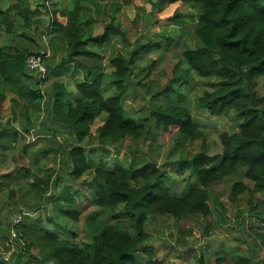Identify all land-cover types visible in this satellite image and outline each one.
<instances>
[{"label":"trees","instance_id":"1","mask_svg":"<svg viewBox=\"0 0 264 264\" xmlns=\"http://www.w3.org/2000/svg\"><path fill=\"white\" fill-rule=\"evenodd\" d=\"M8 1L11 2L9 10L0 8V28L12 11L24 27L32 29L35 10L22 6L19 0ZM159 2L183 4L196 12L193 34L198 44L179 52L171 78L164 87L150 94V112L140 119L125 109L128 97L134 96L137 87L146 92L149 88L135 83V62L143 54L169 52L173 38L161 34L164 39L137 44L127 54L120 53L109 59L104 65L109 76L106 83L101 65L92 63L100 60L93 48L102 49L115 35L128 46L126 37L112 22L102 26L98 35L92 27L82 31L79 24L82 0H74L66 12H54L51 32L60 36L64 53L53 68L46 61L44 65L54 78L67 73L71 78L82 77L75 87L74 100H68L71 93L62 83H54L46 93L41 90L48 74L40 79L27 70L25 61L31 52L26 48L16 46L13 53L0 48V104L13 106L22 101L25 111L28 107L40 110L42 107L44 119L50 123L46 129L50 138L66 135L62 145L48 142V150L63 159L55 181L43 183L39 177H33L38 200L47 193L48 185L56 189L52 215L45 209V220L31 219L32 223L27 225L22 220L14 258L8 264L25 258L38 263L39 255L44 263L51 264H137L135 256L141 248L144 264H160L155 249L146 245L145 226L149 217L169 216L180 220L198 216L210 223L213 220L210 190L238 175L241 181L231 185V195L237 198L247 194L252 211L258 204H264V0ZM194 15L175 13L168 20L184 24ZM195 78L207 81L209 87L194 101L195 110L214 118L232 117L237 123L235 133L219 132L220 151L211 163L209 160L216 155L210 153L201 125L192 116L191 101L185 95ZM9 89L14 97L7 101ZM101 116L104 120L97 132L99 139L107 143L146 139L150 148L156 141L173 142L177 147L200 141L199 151L181 157L177 167L178 175L188 173V193L172 195L167 187L172 180L169 171L138 159L134 164L113 170L104 166L97 168L88 183L92 196L81 197L71 185L88 176L90 166L94 165L90 158L93 151L81 143L90 136V125ZM39 131L45 132L44 125ZM23 175L32 176L29 171H23ZM57 183L61 184L58 190ZM83 203L96 208L84 219L89 242L77 241L73 226L80 219L79 205ZM18 213H23V218L26 216L23 211L15 213L6 226L8 229ZM255 216L264 220V211ZM252 234L254 244L264 250V234L256 231ZM4 240L7 237H2ZM5 248L0 247V256ZM240 260L255 264L250 257ZM196 264H206L203 255L197 258Z\"/></svg>","mask_w":264,"mask_h":264},{"label":"rangeland","instance_id":"2","mask_svg":"<svg viewBox=\"0 0 264 264\" xmlns=\"http://www.w3.org/2000/svg\"><path fill=\"white\" fill-rule=\"evenodd\" d=\"M61 2L63 7L61 9L71 8L72 0H30L29 8L37 13L33 18L32 29L24 27L22 20L17 18L16 28L8 34L5 31L6 22L0 28V48L10 53L16 46L26 48L31 54L47 52L45 61L51 63L50 66L53 68L59 63L65 45L58 38L60 36L54 42L49 41L50 37L45 35V28L53 20L54 5H60ZM19 3L22 6L25 5L24 0H19ZM83 4L88 9L80 18L81 25L85 29L90 25L94 34L98 35L102 26L112 22L113 27H117L129 43L126 46L120 37L115 35L102 49L93 48L100 60L96 59L92 63L101 65L100 71L106 83L109 81V76L105 73L104 65L109 59L120 53L127 54L136 48L137 44L153 42L157 38L164 39L161 38V34L173 38V46L169 52L159 50L143 54L135 62L133 69L136 76L135 83L140 82L148 85L149 88L146 92L140 86L137 87L134 96L128 97L125 109L137 119L147 116L150 112V94L167 84L172 75L173 65L179 61V52L185 47H196L198 44L193 34L196 12L183 4L165 5L159 0H84ZM10 5V1L0 0L1 9L9 10ZM175 13L193 14L194 16H191L184 24H176L168 20ZM53 54H57L54 61L51 60L55 57ZM181 67L184 68L185 65ZM81 79L82 77L72 79L69 73L60 78H54L49 72L46 82L40 88L46 93L52 89L54 83H62L71 93L68 100H74L75 87ZM206 90H209L208 82L195 78L190 87L185 90V95L191 101L192 116L201 125L210 153L216 155L215 158L209 160L211 163L217 159L220 151L219 132L233 134L237 131V123L232 117L231 119L214 118L195 110L192 106L194 101ZM8 93L7 101L14 97L10 89ZM23 106L22 101L13 106L4 102L0 104V139L7 142V139L14 138L11 142L12 152L5 150L14 159L5 155L0 161V247H2V237L9 238L6 226L15 213L23 211L26 214L23 218L26 225L32 223L31 219L40 217L45 220V209L52 215L56 189L48 185L47 193L41 201L38 200V190L33 186V177H39L43 183L51 181L52 184L58 177V166L63 160L62 156L57 155L55 151L48 150V142L52 140L62 145L66 135L55 139L50 138L46 131L50 123L44 119L43 108L41 107L40 110L28 107L25 111ZM103 120L102 116L95 119L90 125V136L81 143L87 150L93 151L90 158L94 163L89 168L88 176L79 180L76 185H71L81 197L92 196L88 183L97 168L104 166L107 170H113L117 166L134 164L138 159L151 161L156 166L169 171L172 180L167 183V187L172 195L183 196L188 193V173L178 175L177 167L181 157L199 151L200 141L188 143L182 147L175 146L173 142L162 144L161 141H156L149 148V142L146 139L139 141L127 139L111 144L99 139L97 130L102 126ZM42 125H44L45 132L39 131ZM23 171H29L32 176L26 178ZM237 181H241L239 175L225 180L210 190L213 216L210 223H206L198 216L180 220L169 216L148 218L145 226L146 245L155 249L156 258L160 264H196L200 255H203L206 264H244L240 260L243 257H250L255 264H264V250H259L254 244L252 234L254 231L264 234V220H259L255 216L256 213L264 211V204H258V208L252 211L248 205L247 194L234 198L231 195V185ZM60 187L61 184L57 183V190ZM79 208L82 210L80 219L73 225L77 233L76 240L89 242L90 236L85 229L84 219L96 208L84 203L82 206L79 205ZM5 242V240L2 242L4 248L6 247L4 251L11 255L10 261H12L14 258L12 254L15 253L17 244L7 245ZM142 251L141 248L135 256L137 264H144ZM38 258L40 263L45 264L41 255ZM15 262L20 264L18 260ZM38 263L25 258L22 264Z\"/></svg>","mask_w":264,"mask_h":264},{"label":"built area","instance_id":"3","mask_svg":"<svg viewBox=\"0 0 264 264\" xmlns=\"http://www.w3.org/2000/svg\"><path fill=\"white\" fill-rule=\"evenodd\" d=\"M47 58V52L43 53H37V54H31L26 57L25 66L27 70L35 73L37 76L40 77V79L46 77L48 74V69L44 65L45 59ZM23 220V213L16 214L10 223L9 229H8V236L7 238V245L14 244L15 241H18V238L20 237V234L18 231V226ZM1 261L2 264H8L10 260V254L7 252L1 253Z\"/></svg>","mask_w":264,"mask_h":264},{"label":"crops","instance_id":"4","mask_svg":"<svg viewBox=\"0 0 264 264\" xmlns=\"http://www.w3.org/2000/svg\"><path fill=\"white\" fill-rule=\"evenodd\" d=\"M29 1L30 0H28V2L27 3H25V5L24 6H26V5H28V3H29ZM73 2H74V0H72V4H71V8H72V6H73ZM83 2H84V0H82V3H81V7H82V10H81V13H80V15H79V24L81 25V21H80V18H81V16H84V13H85V11H87L88 9L87 8H85L84 7V4H83ZM41 7H42V5H40ZM29 7V6H28ZM61 8H63L62 7V2H61V4L60 5H57V6H55L54 5V8L52 9V14L54 13V12H56V11H67V9L68 8H65V9H61ZM71 8H69L68 10H70ZM17 18L18 17H16V16H14V14H13V12L12 11H10V12H8V18H7V23H6V33H8V34H10L13 30H14V28H16V23H15V21L17 20ZM52 19H53V16H52ZM53 21V20H52ZM50 22V24H49V26L48 27H46L45 28V35H47L48 37H50V39H49V41L51 40V42H54V41H56V38L58 37V35H52V26H53V22ZM10 26H12V28H10ZM15 26V27H14ZM82 26V25H81ZM88 27H90V25L88 26ZM87 27V28H88ZM116 29H118L117 27H115ZM84 30H86L85 29V27H83L82 26V31H84ZM119 30V29H118ZM121 32V31H120ZM58 38H60V37H58ZM60 43V42H59ZM3 49V48H2ZM4 51H6V52H8L6 49H3ZM60 50H62V48L60 49ZM10 51V50H9ZM12 51V53L14 52V49H12L11 50ZM8 53H10V52H8ZM53 56H55L54 58L52 57V59L51 60H56V57H57V54H53ZM54 66H56V64L54 65ZM71 65H68L67 67H70ZM66 67V68H67ZM71 78V77H70ZM73 79V78H72ZM11 133V132H10ZM11 139H12V137H11ZM1 140V139H0ZM11 142H13L12 140H9V139H7V142H3L2 140L0 141V161H1V159L2 158H4V156L6 155V156H8L10 159H14V157H12V155L10 154H8V152L10 153V152H12L11 151ZM6 149H8V152H6L5 150ZM11 156V157H10ZM6 243V242H5ZM3 243L1 242V248H3V245H2ZM13 260V259H12ZM16 261H17V259H16ZM15 262V261H14ZM19 263V262H18ZM22 263H24V259H21L20 260V264H22ZM14 264H16V262L14 263ZM39 264H43V263H39ZM45 264H51V263H45Z\"/></svg>","mask_w":264,"mask_h":264}]
</instances>
